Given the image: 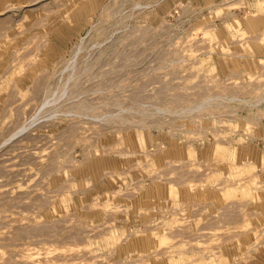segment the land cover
I'll return each mask as SVG.
<instances>
[{"label": "rangeland", "instance_id": "374dc122", "mask_svg": "<svg viewBox=\"0 0 264 264\" xmlns=\"http://www.w3.org/2000/svg\"><path fill=\"white\" fill-rule=\"evenodd\" d=\"M0 264H264V0H0Z\"/></svg>", "mask_w": 264, "mask_h": 264}, {"label": "bare ground", "instance_id": "6f19581e", "mask_svg": "<svg viewBox=\"0 0 264 264\" xmlns=\"http://www.w3.org/2000/svg\"><path fill=\"white\" fill-rule=\"evenodd\" d=\"M63 94V93H62ZM47 104V103H46Z\"/></svg>", "mask_w": 264, "mask_h": 264}]
</instances>
